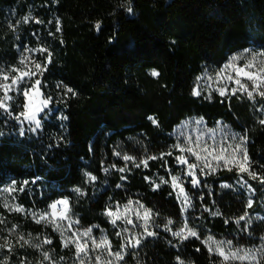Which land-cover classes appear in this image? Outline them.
Returning <instances> with one entry per match:
<instances>
[{
  "label": "trees",
  "instance_id": "obj_1",
  "mask_svg": "<svg viewBox=\"0 0 264 264\" xmlns=\"http://www.w3.org/2000/svg\"><path fill=\"white\" fill-rule=\"evenodd\" d=\"M25 46L47 49L37 51L42 65L47 64L40 75L41 90L44 97H52L50 106H56L52 116L59 113L63 120L62 127L44 120L36 133L21 135L15 114L22 111L24 100L12 102L11 116L0 110V189L28 181L17 194L26 209L47 211L52 202L67 198L82 225H98L112 235L117 229L103 214L105 208L138 193L162 218L179 220L181 206L171 187L164 184L154 191L145 179L168 176L177 168L172 158L167 157V168L159 159L150 160L146 168L131 167L125 181L107 167L118 142L137 161L166 153L174 144L170 133L192 116L203 117L210 127L220 120L246 133L253 166L264 173V125L259 123L264 117L257 111L264 99L213 93L206 100L193 95L195 78L205 70L220 67L244 49L264 52V0H0V67L17 66ZM149 117L158 123L153 125ZM86 173L96 180L89 181ZM243 179L248 180L246 175ZM239 180L235 170L222 169L205 178L207 187L186 186L200 216L195 218L197 227L237 236L243 234V222L237 221L245 210L264 216V184L248 180L255 198L251 209H246L245 194L221 186ZM216 210L221 215H212ZM0 218L6 221L0 224V244L8 235L15 247L14 253L0 249V259L8 256L9 264H19L22 256L28 260L31 251L16 244L17 237L9 232L12 225L24 235L49 237L56 254L65 252L50 226L1 204ZM249 230L261 237L264 221ZM154 231L159 235L131 250L126 264H177L178 255L184 264H219L220 258L210 256L198 240L180 243L163 230Z\"/></svg>",
  "mask_w": 264,
  "mask_h": 264
},
{
  "label": "snow or ice",
  "instance_id": "obj_2",
  "mask_svg": "<svg viewBox=\"0 0 264 264\" xmlns=\"http://www.w3.org/2000/svg\"><path fill=\"white\" fill-rule=\"evenodd\" d=\"M131 12V7L128 8ZM29 18L24 19V23H28ZM36 23H42L40 20H36ZM57 23L56 31H60L59 21ZM99 28V24H97ZM39 51L45 52L47 49H29L25 46L21 52L19 62L17 66H12L10 69L0 67V110L13 115L12 102L16 100V97L10 95V93H19L24 98L22 105V111L15 114V119L21 121V123L34 124L35 127L30 131H36L41 127V121L37 118V115L48 107L52 97L43 96L41 92L42 81L37 77L43 75L44 70L47 68V64L42 65L40 62H36L30 56V53ZM244 52H249L248 49H244ZM51 52H48L49 58ZM259 58V59H258ZM244 60L243 64H237L236 61ZM153 76H158V73L153 71ZM197 83L193 88V95L200 96L202 91H215L220 96L232 95L237 96V93L246 95L250 101H255L256 97L264 99V52L254 53L251 59H247L241 53L239 56H231L227 63L216 71L215 76H208L207 86L200 84L201 77L196 78ZM221 86L212 87V81ZM229 84L233 85L229 88ZM67 92L75 95V92L71 88L67 89ZM237 98H240L237 96ZM258 112L264 113V104L257 108ZM21 118H23L21 120ZM66 119V117H65ZM149 120L156 125L158 122L149 117ZM203 123V117L195 120L196 125ZM261 125H264V118L259 120ZM209 133L215 131L214 129H207ZM21 135H24V129L21 127ZM184 135V134H182ZM179 139V137H178ZM204 140L203 131L196 137L195 142L188 135H184L183 143H175L172 147L180 154L175 156V161L178 167H183L184 171L180 174H171L170 180L171 186L174 192H176L178 202H181L182 214L194 207L193 197L186 191L185 178H190L189 183L192 189L199 188L204 185L201 176L215 174L218 169L224 168L228 171L235 170L240 180L241 188H247L249 192L253 189L248 180H258L261 184H264V173L258 172L253 166L251 157L249 156L247 144V134L233 133L231 136H225L223 143H217L216 145H210L208 143H202ZM231 141V142H229ZM187 154V155H186ZM114 155L120 156L121 153L116 151ZM171 152L161 153L159 157L149 156L146 159L141 160L135 166L140 167L141 164L144 167H148L150 160L164 159L165 156H171ZM191 157H195V162H190ZM123 160L132 161L134 158L127 154L123 155ZM167 168V161H164ZM112 168H116L113 164ZM264 168V165L260 166ZM120 172L127 171V166L117 169ZM107 172L108 169L105 168ZM89 181H95L96 177L90 173L85 174ZM244 175L248 180L243 179ZM126 177L121 176V180ZM148 180V177H145ZM168 181L165 177H159V183L154 184L153 190H157L162 184H167ZM28 184V181H24L23 185L19 188L16 187V181L4 188L3 191L11 195L16 191L23 192L24 186ZM122 185L117 184L116 187L120 188ZM225 188H230L231 185H222ZM178 190V191H177ZM78 195H83L80 188L74 190ZM171 195V193H170ZM202 198V197H201ZM14 199V198H13ZM133 203L137 205L135 210L133 209ZM253 206V200L249 198L246 203V209H251ZM3 207L9 211L24 212L25 209L18 204H9L7 201L3 203ZM47 211L42 212H30L36 224L44 223L46 226H50L53 232H57L60 235L63 248H74V261L75 264H120L124 261L125 256L128 254L129 249H137L140 247L143 239L146 237L158 236L159 233L154 231L155 228H159L160 225L155 223V217L158 213L153 212L152 209L145 207L139 200L133 202L131 199L127 201V204L123 205V211L119 205L116 206L115 211L111 206H108L104 210V215L109 218V222L115 227L117 222H121L125 225H131V228L124 227L118 229L115 232V236L120 238V245L118 249L113 248V243L106 234H101L99 237L93 235V228L99 227L93 225L90 227H76L80 225V220L74 218V213L69 204L67 198H63L52 202L48 205ZM135 212L136 222L132 219V212ZM205 211H208L205 208ZM212 215H221L219 210L213 211ZM246 221L243 226V231L248 232L251 219L249 213L245 210L244 214L239 216L238 221ZM6 221L0 218V224H4ZM139 222V223H137ZM174 221L168 219L163 226L165 232L171 233L172 237L176 238L180 243H183L191 238L200 240V242L207 249L210 256L215 255L219 257V264H264V236L259 238L260 243L254 244L251 247H244L234 243L232 239H217L213 235H207L201 239V234L195 226H190V222L185 220L183 226L178 230H173L170 225H173ZM228 223V220H225ZM136 228H141V232L135 231ZM17 225H12L9 232L15 233ZM2 231V230H0ZM34 239H36L34 237ZM171 243V241L169 242ZM16 244L21 248L25 245H31L33 248L40 250L44 245L52 244V240L45 236L39 239L38 243H31L29 239H26L24 235L17 234ZM176 247L177 245H173ZM0 249H5L8 253H14L15 247L10 243L8 237H4V243L0 244ZM200 249L198 248L197 251ZM42 260L39 264H43V261H48L49 264H58V262L51 255L50 251L45 249L42 253ZM64 257H60V260H64ZM177 264H184V261L178 255L176 257ZM0 264H9L8 256H4L0 259ZM19 264H32L31 261H26L25 257H20Z\"/></svg>",
  "mask_w": 264,
  "mask_h": 264
},
{
  "label": "rangeland",
  "instance_id": "obj_3",
  "mask_svg": "<svg viewBox=\"0 0 264 264\" xmlns=\"http://www.w3.org/2000/svg\"><path fill=\"white\" fill-rule=\"evenodd\" d=\"M248 50H249V52H244V50H242V51H238V52H236V53H234V54H232V55H230L229 57H228V59L231 57V56H233V55H237V56H239L241 53H243V56L245 57V58H247V59H251V56H252V54H254V53H259V51H257V50H253L252 48H248ZM30 56H31V58L33 59V60H35L36 62H40L41 63V60H40V57H39V55H38V53H37V51H35V52H32V53H30ZM228 59L220 66V67H218V68H213V69H207V70H205L202 74H200L198 77H201V81H200V84H203V85H205V86H207V84H208V81H207V77L208 76H212V77H214L215 76V73H216V71H218L220 68H222L226 63H227V61H228ZM259 59V58H258ZM236 63L237 64H243L244 63V60L243 59H241V60H238V61H236ZM42 64V63H41ZM11 68V67H10ZM9 68V69H10ZM7 69V68H6ZM152 72L153 71H151V74H152ZM36 78H38V79H40V75H38L37 77H35V78H33V81H34V79H36ZM196 79V78H195ZM41 80V79H40ZM196 83H197V80H195V83H194V86H196ZM219 86H221V85H219V84H217L216 82H215V80H213L212 81V87L213 88H215V87H219ZM233 85H231V84H229V88H231ZM41 92H42V90H41ZM213 93H217V92H215V91H211V92H209V91H202V93H201V95L200 96H197V97H202V98H204V99H206V100H211L212 99V96H213ZM218 94V93H217ZM10 95H13V96H15L16 97V100L17 99H19V97H21L23 100H24V98H23V96L22 95H20L19 93H10ZM237 95H241L240 93H237ZM228 96H232V95H226V96H221V97H228ZM242 96H244V97H247L246 95H242ZM41 99L42 98H45L44 97V94H43V96L42 97H40ZM55 108H56V106H50V102H49V105H48V107L47 108H45L42 112H40L38 115H37V118L38 119H40V121L41 122H44V120L45 121H58L59 123H60V127H62V123H63V120H62V117H61V114H59L58 113V115L57 116H55V118L52 116L55 112H54V110H55ZM40 117H42V119L40 118ZM263 117H264V113H263ZM200 117H197V116H192V117H187L186 119H183V121L179 124V125H177L176 127H175V129L172 131V133H170L171 134V137L174 139V144L175 143H183V140H184V135H188V136H190L191 138H192V140H193V142H195V140H196V137L200 134V132H202L203 131V133H204V140L202 141V143H208V144H210V145H216L217 143H223L224 142V137L225 136H231V134H233V133H237V132H235L234 130H232L231 128H230V126L229 125H227V124H225V123H223L222 121H217V123L213 126V127H210V126H208L207 125V123H206V121L203 119V123L201 124V125H196L195 124V120H197V119H199ZM23 118H21V120H22ZM18 124H19V126H20V131H21V127H23V129H24V132L25 131H29V132H31V133H36L37 132V130L36 131H30V129L31 128H34L35 127V125L34 124H29V123H27V122H25V123H21V121H18ZM207 129H214L215 131H213V132H211V133H209L208 131H207ZM182 134H184V135H182ZM178 137H179V139H178ZM229 142H231V141H229ZM173 144V145H174ZM172 145V146H173ZM171 146V148L167 151V152H171L172 153V155L171 156H165L164 157V159H159V160H161V161H164V160H166L167 159V157H170V158H172L173 159V161L175 162V165H176V169L173 171V170H170L169 171V175L168 176H163V175H157V174H155L154 176H152V177H148V180H147V182L151 185V189H153V186H154V184H156V183H159V177H161V176H163V177H165V179L168 181V183H167V185H169L170 187H171V189H172V186H171V180H170V173L171 174H180V173H182L183 171H184V168L183 167H178L177 166V163H176V161H175V156L176 155H179L180 153L178 152V151H176L173 147ZM116 151H118V152H120L121 153V155L120 156H116V155H114V152H116ZM166 152V153H167ZM124 154H127L126 152H125V150H124V148H123V145L121 144V143H116L114 146H113V152H112V159L109 161V163H108V169H112L113 170V172H115V171H117L121 176H124V177H126V175L128 174V172H129V170L131 169V167H136L135 165L137 164V163H139L140 161H137V159H135L134 157V159L132 160V161H125V160H123V155ZM127 155H129V154H127ZM187 155V154H186ZM130 156V155H129ZM143 159H146L145 158V156H144V158ZM190 162H195V157H191V159H190ZM149 163V162H148ZM113 164H115L116 165V168H112L111 166L113 165ZM125 166H127V171H125V172H120V171H118L117 169L118 168H120V167H125ZM140 167H144L142 164H141V166ZM136 168H139V167H136ZM146 168V167H145ZM222 169H224V168H220V169H218L217 170V172L219 171V170H222ZM209 175H212V174H209ZM209 175H205V176H201L200 177V179L202 180V182H204V180H205V178L207 177V176H209ZM126 179H124L123 181H125ZM189 180H190V178H185V181H184V184H185V188H186V186H190L191 187V185H190V183H189ZM12 183H10V184H8L7 186H5V187H3V188H1L0 189V204H1V206L3 207V203L5 202V201H7L9 204H18V205H20L18 202H17V194L18 193H20L19 191H16V192H14V193H12L11 195H9L8 193H5L4 191H3V189L4 188H7V187H9L10 185H11ZM162 185H164V184H162ZM222 185H229L228 183H222L221 184V186ZM16 187L17 188H19L20 186L18 185V184H16ZM26 187V185L24 186V188ZM160 188V187H159ZM158 188V189H159ZM200 188V187H199ZM222 188L224 189V190H231V191H233V192H235V193H243V194H245V199H249V198H251L252 200H253V203H254V200H255V198L253 197V191L252 192H249L248 191V189L247 188H241L240 187V183H235L234 185H231V187L230 188H225V187H223L222 186ZM197 189V188H196ZM172 191H173V189H172ZM178 191V190H177ZM186 191H187V189H186ZM188 192V191H187ZM173 193H174V195H175V198H176V200H177V195H176V192H174L173 191ZM190 194V193H189ZM14 198V199H13ZM61 199H63V198H61ZM129 199H131L133 202H135L136 200H139L141 203H143L144 205H145V207H147L146 206V204H145V202H143V199L140 197V195L138 194V193H135L134 194V196H129L128 198H127V201L129 200ZM58 200H60V199H58ZM193 200H194V198H193ZM192 200V202H193V205H194V207L193 208H191V209H188V210H186L183 214H182V212H181V217H180V219L179 220H176V221H174V223H173V225H170V227L175 231V230H178V228L179 227H182L183 226V222L185 221V220H188L189 222H190V226H195L198 230H199V232H200V234H201V239H203L205 236H207V235H213L215 238H217V239H232L233 241H234V243H236L237 245H240V246H244V247H251L252 245H254V244H259L260 243V240H259V238H257L256 236H254V235H252V233H251V231L250 230H248V232H244L243 231V234L241 233L240 235H237V236H224V235H219V234H216L215 232H213L212 230H210L209 228H207V227H204V226H200V224H197V225H199V227H197L196 226V219L195 218H199L200 216L197 214V208H196V204H195V202ZM57 201V200H56ZM127 201L126 202H124V203H114V204H112V205H110L111 206V208H112V210L113 211H115V208H116V206L117 205H119L120 207H121V211H123V205H125V204H127ZM178 201V200H177ZM201 200H199V202H200ZM179 204H180V206H181V202H178ZM264 203V202H263ZM22 206V205H21ZM23 207V206H22ZM133 209L135 210V208L137 207V205L135 204V203H133ZM4 208V207H3ZM24 209H25V211L24 212H19L20 214H22L23 216H25V217H28V218H30L32 221H34V219H33V217L29 214L30 212H37V213H39V212H42V211H38V210H34V209H26L25 207H23ZM5 209V208H4ZM7 210V209H6ZM49 210V209H48ZM7 211H9V210H7ZM9 212H14V211H9ZM18 213V212H17ZM155 213H158V212H155ZM193 215V218H191L192 220L190 221V216H192ZM74 218H78V216L77 215H75L74 214ZM249 218L251 219V224L249 225V229L250 228H252L253 226H254V224H256V223H258L259 221H264V216H262L260 213H254V214H249ZM132 219H133V221L134 222H136V217H135V212L133 211L132 212ZM168 219H171V218H166V219H164V218H162V216L161 215H156V217H155V223L156 224H159V221L161 220V221H163V223L165 224L166 222H167V220ZM35 222V221H34ZM243 222V226H244V224L246 223V221H242ZM137 223H139V222H137ZM41 224H44V223H41ZM161 224V223H160ZM164 224H161L160 225V227L159 228H155V229H160V230H163V226H164ZM76 227H84V228H86V227H88V226H84V225H82L81 223H80V225H77ZM114 227V226H113ZM124 227H129V228H131V225H125V224H123V223H121V222H117V225L114 227V228H116L117 230L118 229H122V228H124ZM154 229V230H155ZM0 230H2V229H0ZM135 231H137V232H141L142 231V229L141 228H136L135 229ZM164 231V230H163ZM165 232V231H164ZM3 230L2 231H0V239L3 237ZM12 233V232H11ZM55 233H57V232H55ZM106 234V235H108L109 236V239L112 241V243H113V248L114 249H118L119 248V245H120V238L119 237H116L115 236V233H113L112 235H110V234H108V233H106L104 230H100V229H98V228H93V235L94 236H96V237H99L101 234ZM167 233H169V232H167ZM17 234H20V235H24V234H22V233H18V231H16L15 233H12L11 235H12V237H17ZM58 235H59V233H57ZM170 235H171V233H169ZM7 235V234H6ZM25 236V238L26 239H29L30 241H31V243H33V244H35V243H38L39 242V239L40 238H38L37 236H32V235H24ZM172 236V235H171ZM262 236H264V233H263V235ZM6 237H9L8 235L6 236ZM34 237L36 238V239H34ZM113 237V238H112ZM155 237V236H154ZM154 237H146L145 239H143V241H142V243L145 241V240H147V239H152V238H154ZM59 238H60V235H59ZM191 239H195V238H191ZM191 239H189V240H191ZM60 240H61V238H60ZM196 240H198V239H196ZM199 242H200V240H198ZM62 243V242H61ZM141 243V244H142ZM28 247H29V249L31 250L30 251V257L28 258V260H26V261H31L32 262V264H35V263H38V261H41L42 260V255H41V253L45 250V249H47V250H49L50 251V253H51V255L54 257V259L58 262V264H75V261H74V248H71V247H69V248H63L64 249V253H62L61 255H58V254H56L53 250H52V248L50 247V245H44L43 246V248L42 249H40V250H37L36 248H33L31 245H27ZM141 246V245H140ZM131 250H133V249H129L128 250V253L131 251ZM136 250V249H135ZM128 255V254H127ZM127 255L125 256V259H124V261H121L120 262V264H126V257H127ZM60 257H64L65 259L64 260H60ZM43 264H49V262L48 261H43Z\"/></svg>",
  "mask_w": 264,
  "mask_h": 264
}]
</instances>
